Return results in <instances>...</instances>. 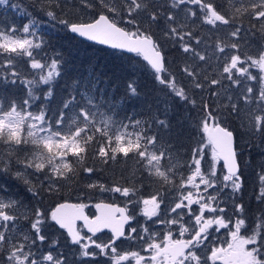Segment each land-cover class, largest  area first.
<instances>
[{
    "label": "snow or ice",
    "instance_id": "1",
    "mask_svg": "<svg viewBox=\"0 0 264 264\" xmlns=\"http://www.w3.org/2000/svg\"><path fill=\"white\" fill-rule=\"evenodd\" d=\"M0 8L26 17L0 21V177L34 202L0 184V264H264V211L249 227L236 202L243 182L228 126L264 142V0H44L47 22L10 0ZM45 24L144 64L126 70L119 99L92 74L67 80L57 99L64 62L45 50ZM144 71L155 106L126 112ZM18 84L25 94L9 95ZM117 165L110 183H81ZM258 180L264 204V167Z\"/></svg>",
    "mask_w": 264,
    "mask_h": 264
},
{
    "label": "trees",
    "instance_id": "2",
    "mask_svg": "<svg viewBox=\"0 0 264 264\" xmlns=\"http://www.w3.org/2000/svg\"><path fill=\"white\" fill-rule=\"evenodd\" d=\"M10 2L16 3L20 7L26 9L38 20L47 22L48 18L44 12L40 10L44 0H41L39 3L37 0H10ZM62 3H64V0H62ZM68 3L70 4L71 0H68ZM1 12L4 13L5 18H14V12L11 8H8L6 13L4 10H1ZM65 12L68 13L69 19L78 18L75 15V11L69 10L67 5H65ZM19 17L22 22H26L25 16L21 15ZM247 27L248 25L245 23V28ZM42 31L47 42L45 50L49 55H52L53 52H59L61 59L64 62L62 65L63 74L56 84L57 99L59 98L61 89L67 80L76 76L84 77L89 74L99 76L104 82L102 87L106 86L108 92L114 94L115 97L119 99L124 93V88L129 78V73L126 70L133 64H136L138 67L144 64L142 58L136 57L135 54L113 50L111 48L85 41L62 29L59 25L53 28L45 24ZM248 42L250 46L255 47L260 43L259 35L252 36L249 33ZM167 54L169 59H172V57L176 55L175 50L170 47L167 48ZM138 76L141 98L126 101L124 105V110L126 112H131L134 109L140 110L142 106L149 102L155 106V90L151 75L147 71H144L142 74H138ZM47 87V85L42 84L37 87L36 95L38 96V99L35 102H41L43 104V93L47 91ZM6 91L9 95L18 96L22 95L26 89L18 84L15 89L8 88ZM56 103L57 100H53L52 103L48 105L49 109H54ZM184 114L183 105L179 102H175L169 119L173 125L179 127L177 122L184 116ZM49 115H51V111H49ZM228 126L234 131L235 147L238 154L237 157L243 182V189L240 193L236 194V201L245 206L248 224L249 227H251L254 223L255 217L261 211H264V204L258 202L256 199L260 188L258 174L261 167H264V142H262L260 137H251L245 134L240 129L238 122L233 121ZM246 136L247 138L245 140ZM241 137L243 138L242 143L240 140ZM89 163H91V161ZM120 168L121 166L117 165L115 169L107 168L103 171H98L91 177L82 176L81 183L83 184L89 181L110 183L113 179L119 177ZM14 183L19 185L18 190L16 189L17 187L14 186ZM0 184L7 186L9 194H18L19 198L24 196L27 200L31 199V196L25 190L24 185L13 179L11 176L0 177ZM72 199H75V196H73ZM116 202L119 203L120 201ZM49 203L50 201L46 197L44 201L45 206H48Z\"/></svg>",
    "mask_w": 264,
    "mask_h": 264
},
{
    "label": "rangeland",
    "instance_id": "3",
    "mask_svg": "<svg viewBox=\"0 0 264 264\" xmlns=\"http://www.w3.org/2000/svg\"><path fill=\"white\" fill-rule=\"evenodd\" d=\"M29 1H31V0H29ZM1 10H3V9H0V21H3V22H6V23H11V22H14V23H17V24H23L24 22H22L21 21V19H20V17L19 16H21V15H17L16 13H13L14 14V18H12V17H4V13L3 12H1ZM28 78H32V77H28ZM36 79L38 80L39 79V77L37 76L36 77ZM26 92V91H25ZM25 92L22 94V95H24L25 94ZM22 95H18V96H22ZM38 103H40V104H38ZM41 106H42V103L41 102H35L34 103V105H33V107H32V110L33 111H38L40 108H41ZM246 138H247V136L245 137V140H246ZM240 140H241V143L243 142V138L241 137L240 138ZM244 140V141H245ZM219 167L222 169L223 168V165H222V162H220V165H219ZM14 186H16L17 188V190H18V188H19V185L17 184V183H14ZM21 199H23L24 201H25V203H29V202H32L31 201V199L30 200H27V198L26 197H24V196H21L20 197ZM237 202V201H236ZM237 203H239V202H237ZM86 211H88V213L89 214H94V209H93V207H89ZM229 211H231V205L229 206ZM139 213V209L137 208L136 209V213H134V214H138ZM142 219V218H141ZM106 231H108V230H104V232H106ZM103 232V233H104ZM53 235H55V233L53 234ZM100 235V238L101 239H105V238H107V236H105V234H99ZM63 243H64V240H63V238H61V245H63ZM67 249H65V252H66V254H67Z\"/></svg>",
    "mask_w": 264,
    "mask_h": 264
},
{
    "label": "water",
    "instance_id": "4",
    "mask_svg": "<svg viewBox=\"0 0 264 264\" xmlns=\"http://www.w3.org/2000/svg\"><path fill=\"white\" fill-rule=\"evenodd\" d=\"M80 38V37H79ZM81 39H83V38H81ZM83 40H85V39H83ZM85 41H87V40H85ZM88 42H90V41H88ZM93 43V42H92ZM101 46H103V45H101ZM104 47H107V46H104ZM107 48H109V47H107ZM131 54V53H130ZM234 147H235V142H234ZM235 150H236V147H235ZM237 152V151H236ZM237 159H238V157H237ZM222 162V165H223V161H221ZM239 163V162H238ZM93 209H94V213H95V208L93 207ZM105 230H107V229H105Z\"/></svg>",
    "mask_w": 264,
    "mask_h": 264
},
{
    "label": "flooded vegetation",
    "instance_id": "5",
    "mask_svg": "<svg viewBox=\"0 0 264 264\" xmlns=\"http://www.w3.org/2000/svg\"><path fill=\"white\" fill-rule=\"evenodd\" d=\"M87 212H88V211H87ZM134 213H136V209L134 210ZM102 234H105V236H107V238H108V236L111 235V233H110L109 231H106V232H104V233H102ZM107 238H105V239H107Z\"/></svg>",
    "mask_w": 264,
    "mask_h": 264
}]
</instances>
